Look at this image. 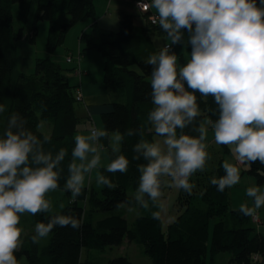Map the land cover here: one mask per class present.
<instances>
[{"label":"trees","instance_id":"16d2710c","mask_svg":"<svg viewBox=\"0 0 264 264\" xmlns=\"http://www.w3.org/2000/svg\"><path fill=\"white\" fill-rule=\"evenodd\" d=\"M20 1L0 0V104L6 108L0 113V137L3 136L8 118L16 114L18 123L26 121L23 127L33 131L41 142L45 136L50 138V142L43 143L45 153L51 152L54 158L61 148H65L67 155L54 169L60 172L58 189L64 190L70 175L68 165L73 160L74 135L85 123L92 122L90 133L97 129L91 117L76 107L79 101L75 95L80 88L76 82L70 83L66 73L71 72L72 78L78 79L82 75L81 50L95 49L103 59L104 85L115 98L110 110L101 115L103 128L107 134L113 132L123 136L120 150L113 153L112 159L123 154L129 160V167L125 173H111L102 169V176L111 180L115 188L109 189L107 185L100 189L98 186L90 189L86 187L61 212L32 215L35 223H47L57 213L74 215L81 219L82 226L79 230L70 226H57L50 233L48 245L42 250L39 244L31 241L35 233L28 234L22 240L21 249L16 252L17 260L24 257L27 264H98L81 261L82 250L119 246L127 240L139 244L152 264H217V255L222 253L229 256L226 264H259L257 257L264 256V236L250 224V216L243 215L239 210L230 211L227 188L220 192L217 186L207 183L201 190L193 189L190 195L181 189L174 203L177 210L175 220L166 230L162 227L159 215L153 212H139L131 224L128 222L126 210L130 207L142 209L134 195L139 183L138 167L147 163L134 150L135 145L141 140L151 143L154 134L149 131L152 124L148 121V114L154 105L150 96L151 66L147 64V58L159 52L153 37L167 35L158 23L154 25L149 21L150 16L157 14L149 8L144 13L146 21L141 24L134 14L124 12L119 15L116 28L110 26L109 29L105 28L108 27L105 22L96 17L94 0H40L36 19L46 20L50 24L47 55L36 60L32 73L25 74L15 71V47L16 42L23 38V31L14 28L12 8ZM59 13L66 14L69 21L57 29L56 18ZM84 21L91 26L84 28L79 36L80 52L77 60L72 54L67 55L65 62L75 64L65 67L54 60L53 53L63 43L68 31ZM97 28L101 30L99 37L94 35ZM181 32L186 48L191 51L187 44L189 34L184 29ZM36 35L37 29L33 27L30 40L34 41ZM67 59L70 61L67 62ZM177 68L179 70L178 65ZM196 95L201 115L185 129H178V136L186 134L198 137L201 120L207 118L213 126L219 118L214 98L201 97L199 93ZM128 131L132 132L131 136L127 134ZM229 147L222 145L226 153L230 152ZM138 155L139 159H136ZM222 163L223 160H220L216 168L217 179L225 175ZM246 172L259 184L264 183V165L259 161L251 163ZM166 179V176L161 177V192L166 187ZM129 188H132L131 194L128 193ZM65 192L68 197L71 195L70 191ZM145 199H148L147 195ZM80 202L86 204L93 215L95 212L103 214L94 222L92 214L87 218V211ZM149 203L153 201L149 200ZM121 204L124 206L118 207ZM211 220L214 223L210 232ZM105 264L134 263L119 256Z\"/></svg>","mask_w":264,"mask_h":264},{"label":"clouds","instance_id":"9594fccd","mask_svg":"<svg viewBox=\"0 0 264 264\" xmlns=\"http://www.w3.org/2000/svg\"><path fill=\"white\" fill-rule=\"evenodd\" d=\"M142 8L155 10L159 27L171 42L147 58L154 105L148 114L152 124L149 131L163 138L164 146L146 140L135 145L134 150L147 163L138 167L134 199L147 209L149 200L155 202L162 195L161 177L171 178L168 187L190 195L195 187L190 177L202 172L209 159L204 143L208 129L203 125L198 128V137L177 134L178 129H185L201 115L197 93L213 97L218 106L219 118L212 128L215 143L230 146L236 161L245 167L257 161L264 165V0H150ZM182 29L189 34L191 51L190 60L178 70L177 55L169 51L171 45L180 42ZM4 111L5 106L0 104V113ZM24 123H18V116L12 114L0 137V264H18L16 252L23 243V229L18 227L21 215L53 211L46 196L60 187V172L54 169L67 155L65 148L54 158L51 152L45 153L43 143L50 142V138L45 136L41 142L33 131L23 127ZM127 134L131 136L132 132ZM106 135V130L95 129L88 135H74L73 160L64 185L73 199L82 194L85 173L100 164L95 141ZM116 138L123 140L119 133ZM90 153L95 155L89 160ZM128 167L129 160L121 154L106 166V171L125 173ZM221 167L225 175L212 178L210 183L223 192L240 183L241 170L227 161ZM97 183L109 189L116 187L102 175L97 176ZM246 196L253 206L241 204L239 211L254 216L264 207V191L254 185L246 189ZM57 226L79 230L82 221L74 215L57 213L47 223H36L32 243L39 244Z\"/></svg>","mask_w":264,"mask_h":264},{"label":"rangeland","instance_id":"374dc122","mask_svg":"<svg viewBox=\"0 0 264 264\" xmlns=\"http://www.w3.org/2000/svg\"><path fill=\"white\" fill-rule=\"evenodd\" d=\"M131 1V0H129ZM103 0H95L94 1V8H95V14L104 17L103 13L106 10L107 12V21L109 24H111V27L113 29L116 28V23L119 19V16L115 18V6L114 3L110 7H103ZM40 4V0H22L20 2H17L13 8V25L16 31L21 29L23 31V38L18 40L16 42V61H15V71L19 73V71L30 74L33 72L35 67V62L39 58H44L47 55V40H48V34H49V27L50 24L46 20H37L36 19V11L38 8V5ZM134 6L129 8V12H135L136 10L133 9ZM138 22L141 24L145 23V17L138 14L136 15ZM98 18V17H97ZM100 18H98L99 20ZM69 17L64 13H59L56 18V28L60 29L61 24L68 22ZM88 22H79L75 24L65 35L63 43L57 47L55 52L53 53V58L55 61L59 62L61 65L67 67V66H73L75 62L71 64H67L65 62V58L67 55L72 54L74 57V60H77L78 54L80 52V46H79V36L81 33L85 30V26ZM102 24V23H101ZM33 27H36L37 29V35L35 37L34 41L30 40V37L33 33ZM101 27V26H100ZM111 27H105L111 29ZM84 29V30H83ZM100 29L97 28L94 35L99 37ZM153 41L160 51V49L166 44H170V40H168L167 35H160L153 37ZM82 46V45H81ZM172 48L169 51V54L175 53L177 55V65L182 67L184 64L190 60V51L185 46V43L183 41V38L181 36V40L178 44L171 45ZM86 54V62L83 64V66H90L92 70H94V78L95 79H101L103 80V59L101 57V54L95 50V49H89V50H81V54ZM81 62H83V57H80ZM72 73L67 72L66 76L69 79L70 83L73 84L74 82H77V78H72ZM81 92V91H80ZM82 94V93H81ZM114 100V99H112ZM80 102H83V95L80 100ZM76 107L78 109H82L81 103H77ZM95 121L97 122V127L103 128V123L100 115L95 116ZM92 122L85 123L82 125L80 130L76 134H84L88 135L90 134V125ZM203 125L206 129H208L207 133V139L204 141L205 144L208 145L207 152L209 153V159L207 160L205 164L204 170L198 171L195 174H193L190 177V183H193L195 187L193 188L196 190H201L202 188H205L206 184H211L210 181L212 178H217L216 175V168L220 162V160H223V162L227 161L229 163H232L234 165H237L240 167L241 170V180L240 183L237 185H234L232 188H227V196L228 200L230 202V211L232 210H239L241 204H247L249 207H252V200L246 196V189L248 187H252L254 185L260 186L261 191H264V183L259 184L256 179L246 172V169L248 167H245L243 164H239L234 155L231 152H224L222 145H218L214 141V134L212 131V124L211 122L205 118L204 120H201L200 126ZM93 126V125H91ZM95 128V127H94ZM41 131L44 132L43 127H41ZM154 132V130H153ZM75 134V135H76ZM110 135V138L108 142L104 146H98V151L100 155V164L92 169L90 173H85V182H84V188L87 187V189L94 188V186H98V188L104 187L103 184L97 183V176L102 175L101 171L102 169H106V166L113 161L112 155L113 153H116L120 150L121 147V141L117 140L116 134L117 133H108ZM159 141L161 143V146H163V138H160L153 134V140ZM166 150V149H165ZM92 154H89L88 159L90 160ZM77 163H80L77 161ZM87 163V161H85ZM165 182V189L162 192L161 197L153 202L152 204L149 203V207L147 209H138L134 208L132 211L126 210V216L128 217V222L131 224L137 217L138 213L142 212L143 214H146L147 212H153L157 213L161 219L162 227L164 230L167 229L168 225L172 222H174L176 217V208H175V200L178 196V193L181 189L175 188V187H168V183H170L171 178L166 177ZM192 189V190H193ZM182 191V190H181ZM132 188H129L128 193L131 194ZM191 197V196H189ZM47 199H49L52 202V208L53 211L51 213L61 212L62 209L60 208V205L63 204L64 208L66 205L74 201L71 197V195L68 197L66 195V192L62 189H57L55 191H51L46 196ZM82 206L85 207L87 211V218L91 217L90 215L92 212H89V208L86 204L83 202H80ZM63 208V209H64ZM151 210V211H150ZM94 213V212H93ZM256 213H258L260 218H264V207H261L260 209L256 210ZM103 213H97L93 216V221L96 222L98 218L101 217ZM214 221L211 220L210 222V232L212 230V225ZM35 222L33 220L32 214L30 213H24L21 215L20 219V228L23 229V233L21 236V240L24 239L25 236H27L29 233L35 232ZM250 224L255 228V230L259 233H261L264 236V222L262 224L255 223L251 217H250ZM50 239V234L41 239L39 242L40 249H44ZM210 243V238L209 242ZM123 256L128 258L132 263L134 264H152V260L149 258V256L145 255L143 253L142 247L139 244L131 243L125 240L121 245L119 246H113V247H105L103 249H88L84 248L80 255L81 261H90L93 263L98 264H105L109 260ZM228 254L222 253L217 255V264H226V261L228 260ZM258 263L264 264V256L259 255L258 257ZM18 264H27V261L24 257L20 258L18 260Z\"/></svg>","mask_w":264,"mask_h":264},{"label":"crops","instance_id":"0c3cea01","mask_svg":"<svg viewBox=\"0 0 264 264\" xmlns=\"http://www.w3.org/2000/svg\"><path fill=\"white\" fill-rule=\"evenodd\" d=\"M95 1V0H94ZM136 0H103V7H110L112 3H114L115 6V18L119 16L121 13H130L129 8L134 6L133 9H135V12H131V14H134L135 16L140 14L144 16V13H142L138 7L135 5ZM151 10L156 14L155 10L151 8ZM104 17H101L97 15L99 21L105 22V26L109 27L111 24L107 21V12L106 10L103 13ZM137 22V20H135ZM118 23V21H117ZM116 23V24H117ZM138 23V22H137ZM91 24L87 23L86 27H90ZM172 48V47H171ZM80 57H83V62L80 60V69L82 72V75L78 77V81L76 82L77 85L80 88V91L83 95V102H81L82 109L81 112L85 115H89L92 119V121L97 125V122L95 121V116L101 115L104 112H107L110 110L111 102H113L112 99H115L106 89L103 80H97L94 78V70L91 69L90 66H83L82 63L85 64L86 62V54H81ZM81 59V58H80ZM83 69V70H82ZM75 76V75H74ZM97 127V126H96ZM96 130H102V128L97 127ZM110 138V135L107 134L106 136L100 137L97 141H95V144L98 146H104ZM231 152V151H230ZM232 153V152H231ZM35 233V232H33ZM30 234V233H29Z\"/></svg>","mask_w":264,"mask_h":264},{"label":"built area","instance_id":"2783aa9c","mask_svg":"<svg viewBox=\"0 0 264 264\" xmlns=\"http://www.w3.org/2000/svg\"><path fill=\"white\" fill-rule=\"evenodd\" d=\"M143 3H150V0H137V1L135 2V5L138 7V9H139L141 12L146 13V12L149 11V9H148V10H144V9L142 8V4H143ZM156 16H157V15H152V16L149 17V21H150L151 24H154V25H155V24L158 23V19H157ZM69 61H70V59H67V62H69ZM78 72H79V71H77L76 73H78ZM75 98H76L77 101L80 102V100H81V98H82V94H81L80 90H78V91L76 92ZM250 217H251V219H252L255 223H257V224H262V223L264 222V218H260L259 215H258V213H255L254 216H250Z\"/></svg>","mask_w":264,"mask_h":264}]
</instances>
